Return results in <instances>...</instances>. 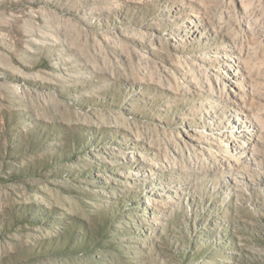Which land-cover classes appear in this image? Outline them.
<instances>
[{
	"label": "rangeland",
	"instance_id": "374dc122",
	"mask_svg": "<svg viewBox=\"0 0 264 264\" xmlns=\"http://www.w3.org/2000/svg\"><path fill=\"white\" fill-rule=\"evenodd\" d=\"M0 264H264V0H0Z\"/></svg>",
	"mask_w": 264,
	"mask_h": 264
}]
</instances>
